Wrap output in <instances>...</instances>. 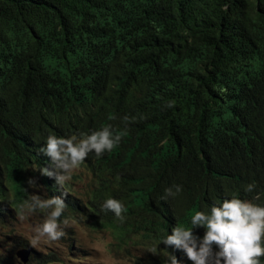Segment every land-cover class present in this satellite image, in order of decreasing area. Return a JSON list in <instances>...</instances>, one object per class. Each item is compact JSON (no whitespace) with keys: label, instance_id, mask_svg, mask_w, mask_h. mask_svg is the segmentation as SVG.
I'll return each instance as SVG.
<instances>
[{"label":"trees","instance_id":"16d2710c","mask_svg":"<svg viewBox=\"0 0 264 264\" xmlns=\"http://www.w3.org/2000/svg\"><path fill=\"white\" fill-rule=\"evenodd\" d=\"M86 90L95 101L84 117L55 110ZM104 127L122 139L80 165L90 186L83 199L73 181L41 175L52 170L41 151L47 132L69 138ZM135 171L153 180L131 188ZM173 178L193 192L195 212L232 198L264 206V0H0V227L31 195L59 196L60 220L90 222L120 249L136 213L166 226L161 197ZM108 194L131 208L121 226L98 218ZM150 232L139 245L167 264L176 254L162 241L172 232Z\"/></svg>","mask_w":264,"mask_h":264},{"label":"clouds","instance_id":"9594fccd","mask_svg":"<svg viewBox=\"0 0 264 264\" xmlns=\"http://www.w3.org/2000/svg\"><path fill=\"white\" fill-rule=\"evenodd\" d=\"M145 95V89L141 87L138 93L139 104L147 102ZM94 101L93 94L90 95L86 90L70 96L55 110H61L72 117H84L92 109L84 110V108L92 106ZM172 106L171 103L168 105V107ZM59 136L60 133L47 132V136L43 139V141H47L41 151L51 159L52 170L48 168L40 169L41 175L53 178L59 186H63L67 181L69 182L71 176H75L73 179L76 180L83 176L80 172L73 174V171L77 172L79 170L80 165L86 161L90 153L100 157L105 152H111L122 139L120 135H114L110 127H104L102 130L94 131L91 134L72 135L69 138ZM142 160L145 164L148 158L145 157ZM233 163L230 171H238L240 165L235 161ZM129 179L132 181L131 188L139 182V179H141V182L149 181L148 179L153 180L147 178L146 174H139L137 171ZM180 181L181 179H177V181L174 178L171 179L169 186L161 197V202L165 208L161 219L165 221L166 226L157 229L151 225L148 218L143 216L144 214L136 213L130 222L125 239L121 242V248L118 249L114 246V250L119 253L123 252L131 261H135V264H155L150 260V257L145 255L147 247L140 246L139 242L151 237L150 230L163 231L167 234L172 232L171 235H167L162 243L169 247L172 246L170 250H173L176 254V256L168 254L167 264H261L260 258L264 256V206L247 200L232 198L224 200L219 206L216 202L211 207L207 205L206 201H203L200 205L198 204L199 208L211 209L210 214H205L203 211L195 212L194 207L187 204L193 192L188 190L184 192ZM28 184L30 187H36L33 180H29ZM253 189L254 186L249 185L246 191L250 192ZM96 191L93 190L88 194ZM82 193L83 190L81 194L75 195L77 198L83 199L85 194ZM65 208L66 204L59 196L42 199L39 195H31V200L25 201L22 205V210H26L27 213L51 209L43 224L35 229L38 234L37 239L44 236L50 241L61 239L64 236V232L60 229L62 222L87 223L91 229L101 231L96 229L90 222L60 220ZM130 209L125 208L120 201L110 198L108 194L99 206L97 215L99 220L108 221L111 219L113 224L121 226L128 219ZM190 217V227H182L183 225L179 221H187ZM167 224H171L170 228ZM196 228H204L206 231L201 234ZM25 247L32 249L30 255L36 253L29 244ZM21 248L24 247L15 250V256L16 251ZM180 250L185 253V256Z\"/></svg>","mask_w":264,"mask_h":264},{"label":"rangeland","instance_id":"374dc122","mask_svg":"<svg viewBox=\"0 0 264 264\" xmlns=\"http://www.w3.org/2000/svg\"><path fill=\"white\" fill-rule=\"evenodd\" d=\"M73 171V174L79 173ZM73 191L81 194L88 189V179L82 176L78 180L71 176ZM43 210H40V212ZM51 209L43 214L34 212L10 219L4 227H0V264H22L14 252L15 241L20 238L35 250L33 255L54 256L59 262L52 264H135L123 252L112 249L113 239L103 231L91 229L87 223L62 222L60 229L64 236L57 241H50L46 236L37 239L35 229L42 225ZM30 255V258L31 256ZM26 264H35L30 262Z\"/></svg>","mask_w":264,"mask_h":264},{"label":"water","instance_id":"95a60500","mask_svg":"<svg viewBox=\"0 0 264 264\" xmlns=\"http://www.w3.org/2000/svg\"><path fill=\"white\" fill-rule=\"evenodd\" d=\"M32 249L30 247H24L16 251V257L22 262L27 263L29 255Z\"/></svg>","mask_w":264,"mask_h":264}]
</instances>
